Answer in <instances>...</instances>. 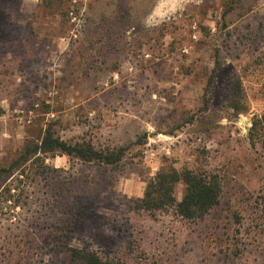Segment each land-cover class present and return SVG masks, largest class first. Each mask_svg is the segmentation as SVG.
<instances>
[{
  "label": "rangeland",
  "instance_id": "obj_1",
  "mask_svg": "<svg viewBox=\"0 0 264 264\" xmlns=\"http://www.w3.org/2000/svg\"><path fill=\"white\" fill-rule=\"evenodd\" d=\"M263 115L264 0H0V169L48 127L126 147L0 173V264H264ZM171 168L220 179L204 219L137 209Z\"/></svg>",
  "mask_w": 264,
  "mask_h": 264
},
{
  "label": "trees",
  "instance_id": "obj_2",
  "mask_svg": "<svg viewBox=\"0 0 264 264\" xmlns=\"http://www.w3.org/2000/svg\"><path fill=\"white\" fill-rule=\"evenodd\" d=\"M264 117V115H263ZM259 120H254L252 129H256ZM252 138V130L249 132ZM123 146L97 149L88 141L67 142L46 128L37 141H28L20 155L8 167H2L0 173L9 172L15 165L22 166L34 156L67 155L82 162H96L104 166L118 164L124 156ZM38 154V155H37ZM42 160H44L42 158ZM184 184V192L179 201L174 195L175 185ZM222 184L220 179L211 173L192 169L177 170L171 168L158 172L145 187L143 196L137 202V209L155 216L158 213L173 210L174 214L188 221L204 219L220 202ZM79 203V202H78ZM62 250L68 252L71 261L76 264H111L99 250L84 244L81 248L70 247L63 243Z\"/></svg>",
  "mask_w": 264,
  "mask_h": 264
}]
</instances>
